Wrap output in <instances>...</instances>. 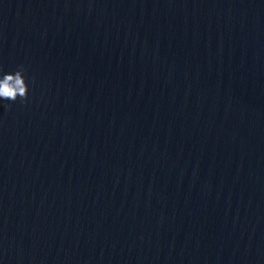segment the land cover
Instances as JSON below:
<instances>
[{
  "label": "water",
  "instance_id": "95a60500",
  "mask_svg": "<svg viewBox=\"0 0 264 264\" xmlns=\"http://www.w3.org/2000/svg\"><path fill=\"white\" fill-rule=\"evenodd\" d=\"M18 65L0 264H264V0H0Z\"/></svg>",
  "mask_w": 264,
  "mask_h": 264
},
{
  "label": "clouds",
  "instance_id": "9594fccd",
  "mask_svg": "<svg viewBox=\"0 0 264 264\" xmlns=\"http://www.w3.org/2000/svg\"><path fill=\"white\" fill-rule=\"evenodd\" d=\"M29 82L26 77V69L18 65L14 72H4L0 66V100L24 104L28 101ZM11 107V103L7 105Z\"/></svg>",
  "mask_w": 264,
  "mask_h": 264
}]
</instances>
